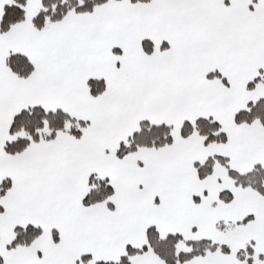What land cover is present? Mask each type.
I'll list each match as a JSON object with an SVG mask.
<instances>
[{
  "label": "snow or ice",
  "instance_id": "1",
  "mask_svg": "<svg viewBox=\"0 0 264 264\" xmlns=\"http://www.w3.org/2000/svg\"><path fill=\"white\" fill-rule=\"evenodd\" d=\"M0 264H264V0H0Z\"/></svg>",
  "mask_w": 264,
  "mask_h": 264
}]
</instances>
